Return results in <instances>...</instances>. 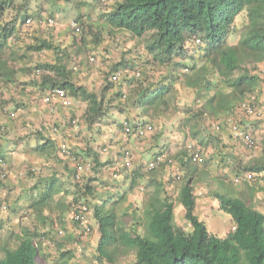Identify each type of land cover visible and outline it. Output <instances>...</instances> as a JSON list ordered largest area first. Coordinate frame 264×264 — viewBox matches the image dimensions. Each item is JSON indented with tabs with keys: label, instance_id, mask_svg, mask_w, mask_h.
Masks as SVG:
<instances>
[{
	"label": "clouds",
	"instance_id": "clouds-1",
	"mask_svg": "<svg viewBox=\"0 0 264 264\" xmlns=\"http://www.w3.org/2000/svg\"><path fill=\"white\" fill-rule=\"evenodd\" d=\"M0 264H264V0H0Z\"/></svg>",
	"mask_w": 264,
	"mask_h": 264
},
{
	"label": "trees",
	"instance_id": "trees-1",
	"mask_svg": "<svg viewBox=\"0 0 264 264\" xmlns=\"http://www.w3.org/2000/svg\"><path fill=\"white\" fill-rule=\"evenodd\" d=\"M134 2L142 6L144 3H147L148 0H134Z\"/></svg>",
	"mask_w": 264,
	"mask_h": 264
}]
</instances>
